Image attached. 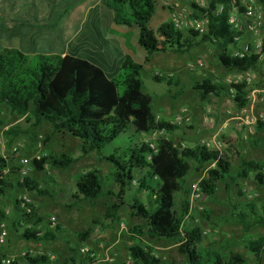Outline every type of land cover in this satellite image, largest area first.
Returning a JSON list of instances; mask_svg holds the SVG:
<instances>
[{
    "label": "trees",
    "instance_id": "16d2710c",
    "mask_svg": "<svg viewBox=\"0 0 264 264\" xmlns=\"http://www.w3.org/2000/svg\"><path fill=\"white\" fill-rule=\"evenodd\" d=\"M33 3V0H30ZM35 1V0H34ZM68 0L67 7L70 8ZM75 1V0H73ZM46 5L54 6L57 0H39ZM13 10L23 11L25 0H10ZM104 6L113 14V24L136 31L137 45L145 52L144 63H149L151 57L157 53L172 52L184 54L199 43H211L218 50V61L229 72H247L261 66L258 56L248 54L243 57L233 56L234 38L236 33L229 27L225 14L208 15L209 24L206 34L199 35L189 31L187 35L175 28L171 22L163 23L156 30L149 28L158 0H102ZM9 4V2H8ZM34 4V3H33ZM23 8V9H22ZM59 10L52 7L51 17H40L45 9L42 6L29 8L35 20H21L14 29L27 27L29 29H53L57 21L69 10ZM1 12V11H0ZM15 11H11L10 15ZM56 14V16H54ZM54 19L55 22H54ZM113 26V25H112ZM8 24L1 21L0 39L13 37ZM199 38L198 42L194 39ZM142 64L134 62L128 55L124 56L118 72L109 78L103 69L85 58L70 54L34 52L27 54L20 49H0V106L7 107L19 117H28L33 125L45 123L54 132L69 135L81 141V155L95 153L101 156L113 169L111 180L118 188L116 193L105 188L96 171L85 172L75 183L72 198L76 202H94L100 197L114 196L118 202L108 207L107 217L116 219L117 212L125 205L124 197L128 192L136 194L144 192L146 201L134 197L128 206L131 216L141 221V225L131 229L136 236L145 233L153 240H168L179 242V252L185 257L186 264H247L239 255H231L227 261L216 253L208 250L202 254L198 246L202 242L201 229L191 224L184 225L185 217H189V203L187 196L177 207L176 195H187L184 184L186 176L192 169L200 174L207 167V176L198 183L203 196L212 198L217 192L218 184L229 178L247 180L252 177L254 182L264 188V163L254 160H242L241 169L235 177L230 175L234 146L228 138L226 152L219 153L209 150L197 143L193 147H176L171 139L164 136L155 140V149L138 141L141 134L153 132L173 133L177 126L157 120L152 111V98L143 91L140 78ZM264 78V75H263ZM155 83L167 86L176 85L171 76L154 75ZM229 87L235 90L234 97L229 95ZM193 89L199 93L202 100L208 96H226L233 100L239 109L247 104V86L241 84H222L203 80L195 83ZM257 129L264 132V121H257ZM12 128L6 132L11 139L19 135ZM128 133L129 140L124 146L115 147L108 155H102V150L116 141L120 136ZM75 162L67 155L55 157L43 156L39 160L33 159L36 170L42 171L44 165L56 169H66ZM19 169L12 166L6 159L0 157V199L13 191L11 178ZM17 187L39 196L47 194L38 188L29 178L17 182ZM15 204V210L20 214L19 225L23 231L21 237L26 241L54 242L57 231L45 229L40 231L38 225L43 219L38 216L33 206L26 205L28 212ZM238 213L234 214L243 231L247 233L252 226L264 228V206L261 214L253 203L245 204ZM236 209V207H233ZM246 209V210H245ZM246 211L248 213H246ZM5 215L0 211L1 219ZM190 220V221H191ZM87 234L80 235L81 238ZM246 248L256 258L259 264L264 249V238L247 240ZM71 252L75 250L70 248ZM130 264H163L156 258L151 249L133 244L127 247ZM6 257L0 253L1 260ZM27 264H50L47 256H25ZM73 261V258H70ZM15 260L12 264H18Z\"/></svg>",
    "mask_w": 264,
    "mask_h": 264
},
{
    "label": "rangeland",
    "instance_id": "374dc122",
    "mask_svg": "<svg viewBox=\"0 0 264 264\" xmlns=\"http://www.w3.org/2000/svg\"><path fill=\"white\" fill-rule=\"evenodd\" d=\"M172 5L173 0H158L155 14L148 25L150 29L156 30L161 24L171 22ZM78 18L79 15L72 16L70 13L52 30L44 29L35 33L34 37L26 39V44L32 45L29 51L38 53L62 51L63 43L69 36L74 37V33L79 30ZM6 19L5 16L2 17L3 23ZM113 26H106L101 19L96 30L90 22L83 33L84 38L91 37L89 42L77 44V38L71 45L70 54L84 57L99 65L108 76L117 72L125 55L142 64L140 78L144 93L152 98L153 114L157 120L167 121L178 129L170 134L164 132L141 134L138 141L147 140L154 143L156 139L164 136L171 139L176 147L183 148L193 147L201 139L212 136L228 138L230 144L234 146V152L237 153L231 165L232 177L240 171L243 159L264 163V132L257 129V122L249 124L251 117L258 118L259 115L264 117V93H253L263 80L264 64L249 73L252 81L246 85L247 113H242L236 103L226 96L210 95L202 100L199 93L193 89L196 82L203 80L225 85L227 78L234 73L221 66L218 61L219 52L214 45L209 42L199 43L184 54L157 53L151 57L149 63H144L145 52L137 45L135 29ZM184 33L187 35V32ZM53 34L54 38L48 39ZM194 41L198 42L199 38H195ZM4 45L7 46L4 49H9L13 43ZM154 75L171 76L177 84L167 86L164 83H155L152 80ZM27 118L19 117L7 107L0 106V145L7 160L19 169L11 178L13 191L0 199V211L5 215L0 222V234L3 229L5 231L0 253L20 261L21 264H27L25 256L41 255L53 258L52 264H130L127 247L140 244L142 247L150 248L153 255L163 264H186L185 257L179 252L178 241L153 240L145 233L140 237L131 233V229L142 223L131 216L128 206L134 197L145 202L144 192L140 194L128 192L124 197L125 205L119 209L114 220L107 217L108 207L118 202L114 196L106 195L94 202H76L72 198L75 183L80 175L89 171H96L105 188L116 193L118 188L110 175L113 169L98 154L82 156L80 140L56 133L45 123L33 125ZM12 128L19 132L13 139L6 135ZM128 137L126 132L106 146L102 150V155H108L115 147L124 146L129 140ZM223 142L225 148L222 152H226L227 142ZM14 147L17 148L16 151H13ZM49 155L55 157L67 155L75 159V162L66 169L52 168L46 164L42 171L36 170L32 163L33 159ZM24 178L35 182L38 188L45 190L47 194L39 196L18 188L17 182H22ZM201 178V173L198 174L192 169L185 178L184 188L187 195H176L177 207L186 196L188 199V215L192 220L185 217L184 225L194 224L202 231V242L198 250L202 254L206 250L216 253L225 261L231 255L239 254L247 264H256L255 256L247 250L245 243L247 240L264 238V228L252 226L245 233L234 214L242 207L246 208L245 204L248 203H253L257 212L261 214V206H264V188L258 186L252 177L247 180L235 179L233 182L227 178L218 184L217 192L212 198L201 195L191 203L192 186ZM16 202L26 212H28L26 205L36 209L38 216L43 219L37 227L38 230L53 231L58 228L57 240L54 242L24 240L21 237L23 228L19 225L20 214L15 210ZM1 225H4V228H1ZM82 234L87 236L81 238ZM70 248L75 252H71ZM82 249L85 251L82 252ZM71 257L73 261H70ZM259 264H264V249Z\"/></svg>",
    "mask_w": 264,
    "mask_h": 264
},
{
    "label": "built area",
    "instance_id": "2783aa9c",
    "mask_svg": "<svg viewBox=\"0 0 264 264\" xmlns=\"http://www.w3.org/2000/svg\"><path fill=\"white\" fill-rule=\"evenodd\" d=\"M171 7L170 20L173 26L183 32L192 31L199 35L207 33L209 14L215 16L225 14L227 24L236 33L232 55L243 57L253 54L258 56L260 64H264V0H173ZM250 72L251 70L234 72L233 75L227 78L226 84L228 86L241 83L248 85L252 81V76L249 75ZM253 93H264V78ZM229 95L230 97L235 95V90L232 87H229ZM241 112L247 113V108H242ZM257 121H264V117L262 115H259L258 118L251 117L249 124H255ZM144 142L149 148L155 149L153 142L147 140H144ZM200 144L209 150L219 153L225 148L224 142L217 136L201 139ZM16 149L14 147L13 151H16ZM0 157L6 158L1 145ZM211 166H214V164ZM207 169L201 173V179L207 176ZM198 183L192 186L191 203L202 195ZM1 228H4V225H1ZM4 236L5 231L3 229L0 234V244L3 243ZM81 251L84 252L85 250L82 249ZM52 260L53 258H49L50 264H52ZM14 261V258L4 257L1 260V264H12Z\"/></svg>",
    "mask_w": 264,
    "mask_h": 264
},
{
    "label": "crops",
    "instance_id": "0c3cea01",
    "mask_svg": "<svg viewBox=\"0 0 264 264\" xmlns=\"http://www.w3.org/2000/svg\"><path fill=\"white\" fill-rule=\"evenodd\" d=\"M8 2H9V4H8ZM57 2L58 3H56V5L51 6L50 4L46 5L45 3L39 2V0H35V1L33 0L34 4L31 3L30 0H25L24 7L26 9L22 8L23 11H18V10H13L14 6H13V4L10 3V0H0V11H1L0 12V24L2 21V17L5 16L7 18L5 24H8V26H9V28H11V30H12L11 32L13 34V37H11L9 40L6 39L5 37H2L0 39V49L7 48V46H5L4 43H10L11 42V43H13V45L9 49H20L27 54L34 53L35 51H29L32 49V45L26 44L25 40L34 37L35 33L41 32L44 29H47V30H52V29H48V28L29 29L28 26L20 28V29H14L13 27L15 26L16 23H18L21 20V17H22V22H24L23 20H25V21H28L30 23V20H32V21L35 20L34 13L33 12L29 13V11H28L29 8L30 9L34 8L35 4H36V6H42V8L45 9L44 14L43 13L39 14L40 17L42 16L45 18H49L52 16V14H50V10L52 9V7L57 8L58 11L59 10L65 11L66 8H69V7H67L68 0H57ZM69 3H70L69 10L66 11L64 13V15L57 21V24L61 19L63 20V18L66 15H69L70 13L72 16L73 15L74 16L79 15V18L77 20L78 24H79V30L74 33V37L69 36V39H67L63 43V45H62L63 49H62V51L59 52L62 55L70 54L71 45L77 38H78L77 44L79 42H83V41L89 42V38H91V37H89V38L85 37L84 38L83 33H84L85 29H87L86 26L90 22L93 24V27L96 30H98L97 26L100 25L101 19L104 21L106 26L114 27V26H112V25H114L113 24V14L110 10H108L104 6V4L102 3V0H75V1L71 0ZM11 11L12 12L15 11V13L14 14L12 13V15H10ZM54 16H56V14H54ZM53 38H54V34L50 35L48 39L52 40ZM117 40L119 41V39H117ZM119 43L121 44V46H123V44L120 41H119ZM93 46H94V44H93ZM95 46H97V45H95ZM48 52H50V51H48ZM45 53H47V52H45ZM53 53H55V52H53ZM70 55H72V54H70ZM81 58H84V57H81ZM89 62H91V61H89ZM93 64H95V63H93ZM117 72H118V68H117ZM104 73L109 78L115 76V74H116L115 73V74L108 76L105 71H104Z\"/></svg>",
    "mask_w": 264,
    "mask_h": 264
}]
</instances>
